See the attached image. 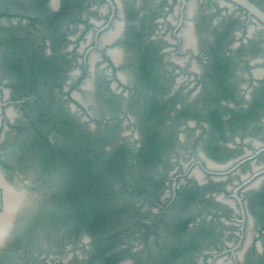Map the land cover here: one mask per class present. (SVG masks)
Wrapping results in <instances>:
<instances>
[{"label":"flooded vegetation","instance_id":"af4514ba","mask_svg":"<svg viewBox=\"0 0 264 264\" xmlns=\"http://www.w3.org/2000/svg\"><path fill=\"white\" fill-rule=\"evenodd\" d=\"M249 1L264 12V0ZM0 102L1 172L21 174L27 165L53 178L68 160L82 177L60 204L53 188L38 194L0 244V264H156L176 221L177 239L190 245L178 264H221L223 254L228 264H264V23L241 5L0 0ZM6 106L21 113L7 116ZM95 135L105 138L103 150L125 147L131 185L169 183L151 202L154 247L109 248L113 227L92 234L75 223L94 152L75 161L69 147ZM225 228L230 242L218 236Z\"/></svg>","mask_w":264,"mask_h":264},{"label":"rangeland","instance_id":"374dc122","mask_svg":"<svg viewBox=\"0 0 264 264\" xmlns=\"http://www.w3.org/2000/svg\"><path fill=\"white\" fill-rule=\"evenodd\" d=\"M5 109H6L7 116L13 117L21 113V109L16 106H10V107L6 106ZM36 120H38L39 124L42 125L43 122L41 119L36 118ZM125 132H127V130H125ZM82 143L83 142L81 141L80 147H79L78 145H76L75 141H72V146H73V148L71 147L72 148L71 150L73 151L72 156H71L72 158H74V154L77 155V157L83 156L82 154L85 155L87 153L92 155L91 152L81 150ZM105 144H106L105 141H102L98 144V147L100 146L101 148ZM193 145H194L193 142H191L190 138H188L185 148L180 150L181 157L179 158V161L183 164V169H187L188 167L186 168V166L189 165V163L191 162L190 150L191 148H193ZM37 153L38 151H36V154ZM172 154H175V152L173 151ZM29 156H32V155H29ZM92 157H93L92 161H95L98 158L97 154L95 153L92 155ZM172 163H173V166L170 168V170L171 171L174 170L173 174H175L177 171H179L178 170L179 168L177 166V160H174ZM56 165H55L56 168L63 166L65 168V171L57 172L58 171L57 170L56 172L53 173V178H51V176L44 177V172L37 174L34 170L29 168L30 166L27 167V165H24L22 172L18 171L21 174H16L14 172H12L14 174H11V172H9L8 170L5 171L4 168H2V172H3L4 177L7 180H13L14 177H18L19 179L20 178L29 179L31 181L29 185V189L33 192H36L37 194H41L40 196L42 197H44L43 196L44 192H46L47 189L53 188L57 192H55L56 194H54L52 200L53 201L55 200L57 203L60 204L61 202L64 201V198L66 196L65 193L67 192V190L68 189L74 190V188L78 186L77 183L80 180H82V177H81L80 171L76 169L78 166L74 167L75 166L74 162H71L70 164V161L66 160L63 162V164H61V162L59 161ZM107 176H109L108 173H107ZM126 177L127 178L125 180L126 181L125 183H123L122 181H119V177L112 178V182H113L112 185L114 187L113 197L115 199V202L113 204L116 205L118 208L122 206L120 205L122 204L121 202H124V204L125 202L126 203L130 202V205L125 210L126 212L123 211L127 214L126 215L124 213L125 214L123 216L124 220L120 222L118 227L116 225V227L113 229V232L109 235L108 237L109 245L108 246L110 248L111 246L116 244L117 246L121 245L123 249H129L132 246L137 244L139 245L138 247L140 248L144 244L151 242L152 247H154V244H153L154 234H152V232L149 231V226L154 227V219L152 220L153 218L152 211L153 212L155 211L154 213H156L157 208L153 207L151 205V202H153V199L156 195L157 196H162L164 194L167 195L170 185L166 181L162 182V179L160 180V179L154 178V181H150V179L149 181L147 179H142L141 182L138 183L137 186H135V185H131L130 180H129V174H127ZM158 178H159V175H158ZM160 178H161V175H160ZM98 196L99 195L96 196V199H95L96 201L99 200ZM82 198H83V195H81V198L79 197L78 201L79 202L80 200L82 201ZM68 200L69 201L72 200L73 202L72 207H74L75 203L77 204V201H75L74 196ZM199 208L201 211L203 210L202 207H199ZM199 208L195 211L196 213L199 212ZM116 213L117 215L120 214V212L118 213V211H116ZM128 213H130V215ZM131 214L132 215L134 214V215L131 216ZM148 214L150 215V219L145 218L148 216ZM117 215L115 217H117ZM156 226L155 228H157ZM80 228H85V230H87V227L83 225H80ZM115 230H117L116 233H114ZM93 233L94 232L92 231V234ZM218 236L221 238H224L227 242H230L233 240L231 234L228 231V228L223 229V233L218 234ZM62 238L64 239L63 235H62ZM56 241H58L57 238H56ZM52 247L54 248L58 247L57 242L55 243L52 242ZM119 249L120 247H118L117 250ZM30 254L29 255L31 257H34L33 255H37V252L35 250L33 251V253H30ZM50 254L54 256L56 252L50 253ZM224 255L225 254H223L222 257H219V256L216 257V262H219L221 264H228V262L230 261V256L228 254L226 256ZM207 259L209 261L211 260L210 257H208ZM202 262H204L203 259H202Z\"/></svg>","mask_w":264,"mask_h":264},{"label":"trees","instance_id":"16d2710c","mask_svg":"<svg viewBox=\"0 0 264 264\" xmlns=\"http://www.w3.org/2000/svg\"><path fill=\"white\" fill-rule=\"evenodd\" d=\"M81 141L83 142L81 150L94 152L98 156V161L95 160L97 161L95 162L92 161V159L88 160L86 167H84L86 180L83 198L79 206L81 211H77V213L79 212L80 218H78L75 223L87 227V230H90H88L89 232L92 233L93 231V234H95L108 230L110 227L115 228L118 223L119 216L127 209L125 206L118 208L113 204L115 199L113 197L114 187L112 185V178L119 177L122 179V182H126L125 169H127L128 166V157L125 147L121 145L110 150H103L101 148L96 149L100 142L105 141V138H102L101 135H95V137L89 141L81 136L75 140L76 145L80 147ZM26 144V140L20 143L22 151L27 150ZM70 146L73 148L72 143ZM71 147L69 148L72 149ZM52 150H54V147H41L39 149L41 153ZM79 158L80 157L74 156L71 160L77 161ZM138 162L143 165L144 162L142 157H139ZM107 173L109 176H107ZM97 195H99L98 201L95 200ZM116 211H118V213L120 212V214L117 215ZM125 212L122 213V216ZM116 215L117 217H115ZM169 226L171 227H168V233L171 237L164 240L162 242V246H158L160 250L165 252V254L160 257L156 264H178L182 254H184L186 250L190 249V245L188 243L181 239H177V237H179L180 230L183 228V223L176 221L171 223ZM97 240V237H95V242ZM107 264H109V260L107 261Z\"/></svg>","mask_w":264,"mask_h":264},{"label":"water","instance_id":"95a60500","mask_svg":"<svg viewBox=\"0 0 264 264\" xmlns=\"http://www.w3.org/2000/svg\"><path fill=\"white\" fill-rule=\"evenodd\" d=\"M230 1H233L241 5L264 23V12L249 0H230ZM1 104L2 102H0V106ZM30 182L31 181L29 179H23V178L19 179L18 177H14L13 180H7L4 177L3 173L0 171V186H2V188L7 187L8 191H11L10 198L14 202L17 209L14 217L11 219L9 226L7 227L8 229L6 230V234H8L11 231L17 218L23 213H27L28 209L32 205H34L35 201L39 197V195L36 192H33L29 189ZM5 235L2 238H0V244L4 242ZM84 238L85 240H87L86 231H84ZM121 264H127V263L124 262Z\"/></svg>","mask_w":264,"mask_h":264},{"label":"clouds","instance_id":"9594fccd","mask_svg":"<svg viewBox=\"0 0 264 264\" xmlns=\"http://www.w3.org/2000/svg\"><path fill=\"white\" fill-rule=\"evenodd\" d=\"M17 211L14 202L8 196V189L0 188V221L11 220Z\"/></svg>","mask_w":264,"mask_h":264},{"label":"bare ground","instance_id":"6f19581e","mask_svg":"<svg viewBox=\"0 0 264 264\" xmlns=\"http://www.w3.org/2000/svg\"><path fill=\"white\" fill-rule=\"evenodd\" d=\"M10 192L11 191H8L9 198L11 197ZM10 221L9 220L0 221V238H2L6 234V230L8 229L7 227L9 226Z\"/></svg>","mask_w":264,"mask_h":264}]
</instances>
